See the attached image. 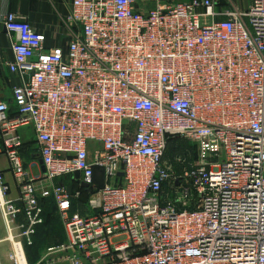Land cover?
I'll list each match as a JSON object with an SVG mask.
<instances>
[{
	"label": "built area",
	"instance_id": "1",
	"mask_svg": "<svg viewBox=\"0 0 264 264\" xmlns=\"http://www.w3.org/2000/svg\"><path fill=\"white\" fill-rule=\"evenodd\" d=\"M217 3L71 0L70 38L50 49L22 15H0L20 79L12 104L0 99V154L19 191L0 199L11 264H21L15 243L25 257L44 223L42 198L65 237L44 259L264 264V0ZM170 137L193 144L195 159L168 162ZM94 168L103 185L87 202L57 181L95 188Z\"/></svg>",
	"mask_w": 264,
	"mask_h": 264
},
{
	"label": "crops",
	"instance_id": "2",
	"mask_svg": "<svg viewBox=\"0 0 264 264\" xmlns=\"http://www.w3.org/2000/svg\"><path fill=\"white\" fill-rule=\"evenodd\" d=\"M70 2L71 0H0V15L5 12H15L20 16L22 15L33 28L45 34V45L50 49L52 46H65L70 38L71 28L64 22L67 14H69ZM228 2L238 6L242 3V0H218L217 7L222 8L227 5ZM138 6L140 8H149L153 6V3L151 1H140ZM12 41L13 36L8 34L5 27L0 23V99L6 100L10 105L12 104V88L20 82L19 76L10 72L7 66L8 62L13 61ZM11 108H13V106H11ZM19 133L23 139L22 158L25 168L33 175L41 173L42 166L39 162L40 160L32 128L30 126H23L19 129ZM5 187H7V189L2 194V190ZM0 191V199H16L19 194L12 172L9 169L8 160L2 153L0 154ZM0 220L5 230V232L1 231L2 235H0V264H11L7 257L11 249L10 243L6 239L8 230L1 211ZM62 232L63 236L61 238L63 240L64 231ZM37 235L38 233H35V239L38 238ZM57 243L60 244V242ZM25 247L26 245L24 246V250ZM44 255H41L40 258L38 257L39 259H36L32 264H67L62 262V260H54L52 257L44 259Z\"/></svg>",
	"mask_w": 264,
	"mask_h": 264
},
{
	"label": "trees",
	"instance_id": "3",
	"mask_svg": "<svg viewBox=\"0 0 264 264\" xmlns=\"http://www.w3.org/2000/svg\"><path fill=\"white\" fill-rule=\"evenodd\" d=\"M167 146L168 147H166L164 158L168 160V162H173V164L176 165V168H180V163L178 159L180 160L185 159V162H186L189 160L190 161L194 160L196 157L195 147L193 146V144H191L189 141L181 137H170L167 141ZM176 172L178 173L179 171L177 170ZM93 175H94L93 181L95 183V188L86 187V186L78 184L77 182H72L68 178V176L64 178H60L57 181L64 183V184H69L72 190H79L81 193L80 201L84 202L85 201L83 200L84 195L86 197H89V195L92 192H96V190L99 189L103 185V177H102L101 169L94 168ZM40 201L43 204V222L44 223H42L40 226L37 227L36 233L43 232L45 235H48L49 233H46L48 232L47 229H43V228H49L50 227L49 224L50 225L53 224L54 227H60L61 223L58 222L59 218L56 213V209H55L56 206L54 205L53 200L51 198H42L40 199ZM61 229H62V225H61ZM45 235L43 236L45 237ZM40 237L42 238L41 233H40ZM36 239L34 237L33 244L25 247V249H27L28 251L27 252L28 254H29V250L34 251V249H37L38 243ZM64 239L63 240L61 239L59 242L60 243L61 241L63 242ZM36 258H37V255L29 256L30 263L34 262Z\"/></svg>",
	"mask_w": 264,
	"mask_h": 264
},
{
	"label": "rangeland",
	"instance_id": "4",
	"mask_svg": "<svg viewBox=\"0 0 264 264\" xmlns=\"http://www.w3.org/2000/svg\"><path fill=\"white\" fill-rule=\"evenodd\" d=\"M249 1L250 0H242V3L238 5L239 8H246ZM90 196H91V194L89 195V197ZM83 197H84L83 200H85L84 202H87L89 197H86L85 195ZM84 202H82V203H84ZM58 222H60L59 219H58ZM40 225H38V226H40ZM3 226L4 225H3L2 221L0 220V235H2L1 231L5 232ZM49 226H50L49 228H43V229H47L48 232H46V233H49L48 235H45L43 232H40L42 238L41 237L39 238L40 233L38 232V235H37L38 238L36 239L37 243H38L37 249H34V251L29 250V254L27 253L28 252L27 249L24 250L26 253L25 257H26L27 264H32L29 261V256L37 255L36 259H39L41 255H44V253L46 252V248L48 246L55 245V244H57V242H59L62 239L61 237L63 236V232H62L63 230H61V225H60V227H54L53 224H51V225L49 224ZM37 227H36L35 233L37 232ZM15 233H17V230L15 231ZM43 235H45V237ZM33 240H34V236H33Z\"/></svg>",
	"mask_w": 264,
	"mask_h": 264
},
{
	"label": "bare ground",
	"instance_id": "5",
	"mask_svg": "<svg viewBox=\"0 0 264 264\" xmlns=\"http://www.w3.org/2000/svg\"><path fill=\"white\" fill-rule=\"evenodd\" d=\"M0 195H1V191H0ZM16 245V249H17V254H18V257H19V260H20V263L21 264H24L25 263V257H24V253L23 251L21 250V248L19 247V244L15 243Z\"/></svg>",
	"mask_w": 264,
	"mask_h": 264
},
{
	"label": "water",
	"instance_id": "6",
	"mask_svg": "<svg viewBox=\"0 0 264 264\" xmlns=\"http://www.w3.org/2000/svg\"><path fill=\"white\" fill-rule=\"evenodd\" d=\"M40 162V164H41V161H39ZM42 170H43V168H42Z\"/></svg>",
	"mask_w": 264,
	"mask_h": 264
}]
</instances>
